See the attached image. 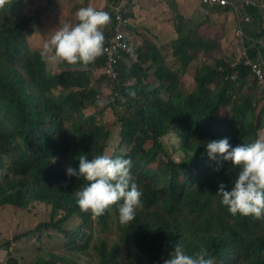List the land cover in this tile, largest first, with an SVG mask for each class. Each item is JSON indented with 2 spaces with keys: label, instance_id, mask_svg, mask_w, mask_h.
Instances as JSON below:
<instances>
[{
  "label": "trees",
  "instance_id": "1",
  "mask_svg": "<svg viewBox=\"0 0 264 264\" xmlns=\"http://www.w3.org/2000/svg\"><path fill=\"white\" fill-rule=\"evenodd\" d=\"M19 4L5 0L0 5V208L50 207V219L36 229L55 230L76 243L85 240L74 251L86 252L92 240L86 233L94 225L105 230L112 219L118 220L119 202L101 215L81 210L74 192L87 181L66 175V167H76L81 155L130 157L141 203L132 221L118 225L116 243L102 238L94 244L97 264H163L176 243L189 253L204 246L214 264H264V217L234 216L226 210L217 188L220 182L231 187L238 169L229 162L218 165L204 147L225 136L233 146L258 138L264 98L257 103L251 92L259 86L250 81L248 68L240 66L231 82L225 79L230 72L226 62L203 64L194 77V91L184 94L178 71L166 65L156 44L144 36L136 61L119 63L116 80L108 83L112 101L96 107L103 61L96 62L95 71H73L72 66L84 64L65 62L55 72L42 53L61 17L52 21L48 7L42 6L32 15H16ZM57 9L50 7L55 16ZM204 14L193 29H186L184 17L178 16L177 37L170 45L180 71L216 48V33L228 9L213 7ZM34 25L41 33L37 40L29 37ZM262 34L250 33L254 42ZM219 66L223 72L217 71ZM151 84H156L153 90ZM108 108L112 120L102 118ZM175 124L186 155L181 161L173 160L161 142ZM114 126L118 140L112 146ZM75 218L81 221L77 230L66 231L64 225ZM37 261L79 264L56 253Z\"/></svg>",
  "mask_w": 264,
  "mask_h": 264
},
{
  "label": "clouds",
  "instance_id": "2",
  "mask_svg": "<svg viewBox=\"0 0 264 264\" xmlns=\"http://www.w3.org/2000/svg\"><path fill=\"white\" fill-rule=\"evenodd\" d=\"M131 1L129 0L126 9L121 12L124 21L123 31L127 34L126 41L131 49H129L130 52H122L123 58L117 62L114 68L116 72L114 78L106 72L105 57L102 56V52L107 39L113 35V28L116 25L114 7L120 0H115L107 5V8L111 10V16L115 19L113 24L110 13L105 10L106 6L104 8L91 6L79 8L75 13V23H65L51 35L49 40L45 41L42 55L46 62L49 64H62L65 62L76 64L79 62L84 65L72 66L71 70L95 71L97 69L96 62L102 60L105 81L107 83L115 81L118 76L119 63H127L128 60H133L135 57L137 59L138 57V48L131 46L133 38L126 29V25L130 24L127 23L128 17H125V13H129ZM198 1L203 13L210 8L221 7L208 6L201 0ZM4 2L5 0H0V5H3ZM221 8H227L228 14L233 19L237 18L229 7ZM244 12L250 17L249 24L246 23L242 26L247 39H243L237 33L238 25H235V34L240 38V50L235 60H223L230 69L225 79L234 82L238 76V68L244 66L249 70L250 81L258 84L250 67L241 61V52L245 47L251 60L264 62L261 59H254L256 52L253 57L250 55L254 46L262 44L260 41L254 42L252 37L256 34H261L258 28L264 23V18L263 14L255 9L246 8ZM106 24H108V36L105 38L102 29ZM251 27L252 31H249ZM220 29H223L221 25L217 32ZM261 38H264L263 34ZM126 54H129L130 57L127 58ZM177 71L179 74V89L184 94L192 93L196 87L194 77L197 71L193 77L194 86L188 93L184 92L182 81L180 80L182 76L184 77L186 71ZM217 71L223 72V66H219ZM259 91L264 98V93L260 87ZM104 103L103 100L98 101L101 106ZM176 126L175 124L171 129L177 134ZM204 147L207 156L211 160L216 161L218 165L222 162H229L231 166L238 169L234 180L231 182V187H226L223 182L218 185L216 194L219 195L220 203L234 216L237 214L241 216L251 215L257 219L264 217V137H258L250 143H241L233 146L229 142V138L225 136L208 140ZM132 167L133 162L130 157H113L107 154H98L89 158L88 155H81L79 156L78 165L76 167L68 166L65 171L68 176H75L78 179L83 178V180L87 181L74 192L75 202L81 210L90 211L93 215H101L109 206L119 202L117 204L118 220L121 224H127L135 218V209L141 203L142 197V191L132 179ZM163 264H214V257L204 246L189 253L185 250L183 244L176 243L168 258L163 260Z\"/></svg>",
  "mask_w": 264,
  "mask_h": 264
},
{
  "label": "rangeland",
  "instance_id": "3",
  "mask_svg": "<svg viewBox=\"0 0 264 264\" xmlns=\"http://www.w3.org/2000/svg\"><path fill=\"white\" fill-rule=\"evenodd\" d=\"M20 4L17 6L15 13L16 15L20 13H27L32 15L35 10L42 6L43 8L48 7V14L52 21H58L55 23L58 27L63 26L65 23H75L76 11L81 7L91 6L95 8H102L106 6V11L110 13L111 10L107 8L108 3H112L115 0H18ZM88 1V2H87ZM31 2H33L31 4ZM154 9L149 14V12L141 11L139 13V21L136 22V16L134 13L128 14L130 25H126V29L132 36V47L140 48L143 44L144 36L148 37L153 43L156 44L157 49L166 63V65L175 71L179 70V65L177 60L172 56L170 42L174 40L177 35L175 33V27L179 23V18L187 15L184 10H179L174 13L166 3V0H150ZM51 6H56L57 14L55 16L54 12L50 11ZM208 9V8H206ZM205 14L201 13L195 14L189 18H183L182 22L184 27L189 26V29H193L198 24L197 22L203 18ZM188 16V15H187ZM134 19V20H132ZM225 23L221 24L223 29H220L216 33V39L219 40L215 42L216 48L210 50L209 52L200 55L191 65L190 68L184 74L187 77L197 71L201 64L213 65L215 61H233L237 58L238 52L240 50V38L235 34V25L239 24L238 18L233 19L224 17ZM252 21V16H251ZM251 23V22H250ZM109 24V23H108ZM108 24H106L102 31L105 38L108 36ZM249 24V23H248ZM47 25V23H45ZM38 26L34 25L29 31V37L35 35L37 40L41 33L35 28ZM187 29V28H186ZM259 33L264 32V23L259 26ZM252 31V27L249 28ZM264 37V34H263ZM262 44H258L259 47L255 48L256 56L254 59H261L264 61V38L259 40ZM29 46L32 42L29 41ZM136 61V57L133 60H128L126 64H130ZM89 64V63H88ZM87 64V65H88ZM51 69L55 72L62 70L61 64H49ZM150 75L153 74V68L149 72ZM190 76L188 79L182 81V88L185 93H188L194 86L193 78ZM101 92L98 101L103 100L105 103L101 106L96 103V107L108 106L112 101V95L110 93L109 84L105 81V78L100 79ZM254 84L248 85V89ZM156 84H151L150 89L153 90ZM251 92H253L257 98V103L263 100V96L256 85L251 87ZM102 118L104 120H112L115 118L113 110L111 108L106 109L103 113ZM114 133L113 138L109 143L117 145V126L113 127ZM258 137H264V127L259 131ZM164 150L167 151L174 160L181 161L186 157L182 148L180 147L179 139L174 130L162 137L161 139ZM184 154V157H183ZM2 180L0 179V182ZM51 208L44 205H37L28 210H18L12 207L0 208V264H37V260L40 257L48 258L50 253L59 254L62 257L71 259V261H76L79 264H97V257L94 251V244L100 239H106L110 244L116 243L119 220L112 219L110 226L105 230L100 229L97 225H94L86 233L88 236L92 237L90 246L86 252L78 253L76 248L82 246L85 240L80 242L71 241L66 234H61L55 230L46 231L44 229H36L38 225L48 221L50 219ZM81 221L79 218L71 220L69 223L64 225L66 231H76L79 227ZM78 240V239H77ZM80 240V239H79ZM117 240V241H116Z\"/></svg>",
  "mask_w": 264,
  "mask_h": 264
},
{
  "label": "built area",
  "instance_id": "4",
  "mask_svg": "<svg viewBox=\"0 0 264 264\" xmlns=\"http://www.w3.org/2000/svg\"><path fill=\"white\" fill-rule=\"evenodd\" d=\"M208 6H221L229 7L233 14L238 18L239 24L237 33L243 39H247L243 31V24L245 25L250 21L249 15L244 12V9H255L263 14L264 18V0H201ZM129 0H120L114 7L116 25L113 28V35L107 39L102 56L105 57L106 72L114 78L116 72L114 70L118 61L123 58L122 52L129 51L130 45L126 41L127 34L123 31L124 21L121 12L126 9ZM241 61L250 67L254 78L257 80L258 85L264 93V62L251 60L248 56L247 49L244 47L241 52Z\"/></svg>",
  "mask_w": 264,
  "mask_h": 264
},
{
  "label": "crops",
  "instance_id": "5",
  "mask_svg": "<svg viewBox=\"0 0 264 264\" xmlns=\"http://www.w3.org/2000/svg\"><path fill=\"white\" fill-rule=\"evenodd\" d=\"M166 3L169 5L170 9L172 11H174V13L177 11V8L179 10H184L185 13L188 15H184L185 18H189L191 16H195V14H199L201 15V13H203V9L200 6V3L198 0H166ZM129 13H134L136 16V22L139 21V13L141 11H146L149 12V14H151V12L153 11L154 7L152 5V3L150 2V0H132L131 4L129 5ZM228 18H231L230 14L226 15ZM224 17L223 19L220 20V23L223 24L225 23L224 21ZM127 23L130 24L129 18H127ZM261 43V42H260ZM264 43V42H263ZM195 75V73L193 74V76L191 77V74H189L187 77H181V81L188 79V77L190 76L191 78H193ZM244 92H246V88L243 89Z\"/></svg>",
  "mask_w": 264,
  "mask_h": 264
}]
</instances>
